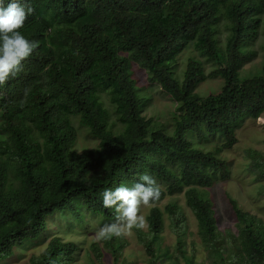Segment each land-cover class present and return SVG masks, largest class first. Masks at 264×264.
Returning <instances> with one entry per match:
<instances>
[{"label":"trees","instance_id":"1","mask_svg":"<svg viewBox=\"0 0 264 264\" xmlns=\"http://www.w3.org/2000/svg\"><path fill=\"white\" fill-rule=\"evenodd\" d=\"M23 2L32 12L20 31L39 44L0 85V261L41 239L50 216L80 225L86 215L116 220L113 209L102 205L103 190L130 186L147 172L167 187L149 204L148 235L139 233L148 264H195L181 243V260L162 254L157 243L166 214L180 234L178 205L158 207L166 195L177 194L193 211L215 264H264L257 217L229 196L239 237L228 234L222 242L209 193L230 179L222 154L237 143L241 124L264 115V61L258 74L242 73L258 56L259 39L264 53V0ZM188 50L179 75V58ZM133 65L176 102L172 132L142 115L148 102L139 94ZM214 79L223 82L221 94L204 98L196 92ZM83 132L99 145L79 154ZM217 136L221 146H195ZM250 152V169L264 180V152ZM75 252L74 243L54 239L38 264H71Z\"/></svg>","mask_w":264,"mask_h":264},{"label":"rangeland","instance_id":"2","mask_svg":"<svg viewBox=\"0 0 264 264\" xmlns=\"http://www.w3.org/2000/svg\"><path fill=\"white\" fill-rule=\"evenodd\" d=\"M224 36L225 33L221 35L222 39ZM262 41L259 39L254 45L258 56L245 66L242 73L246 76L258 74L261 70L264 61V53L260 49ZM188 52L189 50L179 58L177 64L179 75H182L181 72L189 57ZM210 70L211 68L207 72ZM132 73L133 79L137 82L140 96L148 102L142 115L147 119L155 120L167 132H172L175 108L172 98L164 93L159 85L148 83V76L138 66L133 65ZM222 85L221 79L208 80L198 88V92L202 95L211 93L219 95ZM236 138L237 143L230 149H224L222 154V157L231 166L230 179L215 183L209 190L222 242L230 240L228 234L234 238L239 237V224L229 196L236 201L241 210L256 216L264 231V193L261 192L264 190V180L259 181L256 174L251 171L252 159L249 156L250 151L264 152V115L257 121L246 119L237 130ZM76 144L75 149L79 154L85 150H95L99 145L86 132L78 137ZM221 144L222 141L217 136L210 138L208 142H196L195 146L209 151ZM160 186L166 191V186L161 184ZM174 203L178 205L183 217V226L178 235L174 232L172 221L169 220L167 214L165 215L164 231L157 242L161 253L168 252L175 259L181 260L178 253L181 243L187 255L193 257L195 264H215L217 262L215 260L218 258L215 259L213 250L202 240L197 221L193 211L187 205L184 195H166L158 207L164 211L167 206ZM150 209L151 205L140 206L138 215H142L145 219L143 228L133 226L131 229H125L121 236H113L108 239L97 238L96 231L104 223L95 216L86 215L82 225L76 223L71 217L69 220L72 221L66 222L62 221L58 215L50 216L47 219V231L41 239L29 242L22 248L14 249V254L6 260L0 261V264H38L54 239H61L64 243L70 242L76 245V252L72 256L71 264H148L150 258L139 233H142L143 236L148 235L146 217ZM156 251L158 252V249ZM163 264H167L166 261Z\"/></svg>","mask_w":264,"mask_h":264},{"label":"clouds","instance_id":"3","mask_svg":"<svg viewBox=\"0 0 264 264\" xmlns=\"http://www.w3.org/2000/svg\"><path fill=\"white\" fill-rule=\"evenodd\" d=\"M4 5L5 0H0V85L21 70L22 62L39 44L38 41L26 38L20 31L32 8L26 7L23 0H8L7 6ZM198 88L196 92L204 98L210 95L217 96L215 93L202 95L198 92ZM172 100L174 101L173 98ZM174 103L176 107V102ZM101 195L103 207L113 209L116 214L115 221L102 224L96 231L98 239H108L121 236L125 229H131L133 226L143 228L145 219L142 215H138L140 206L159 200L161 186L153 175L145 172L140 174L138 180L130 186L121 183L114 188L104 189Z\"/></svg>","mask_w":264,"mask_h":264}]
</instances>
